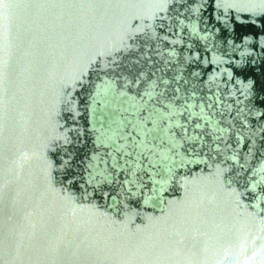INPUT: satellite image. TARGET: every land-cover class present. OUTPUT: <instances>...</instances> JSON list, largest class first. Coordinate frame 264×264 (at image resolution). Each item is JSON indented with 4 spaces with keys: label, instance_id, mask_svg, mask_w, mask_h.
Returning a JSON list of instances; mask_svg holds the SVG:
<instances>
[{
    "label": "water",
    "instance_id": "95a60500",
    "mask_svg": "<svg viewBox=\"0 0 264 264\" xmlns=\"http://www.w3.org/2000/svg\"><path fill=\"white\" fill-rule=\"evenodd\" d=\"M0 264H264V0H0Z\"/></svg>",
    "mask_w": 264,
    "mask_h": 264
}]
</instances>
